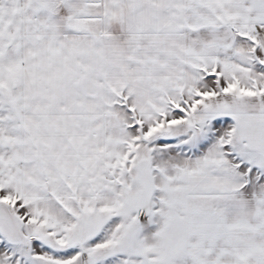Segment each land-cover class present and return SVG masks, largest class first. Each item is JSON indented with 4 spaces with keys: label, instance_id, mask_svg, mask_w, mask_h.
<instances>
[{
    "label": "snow or ice",
    "instance_id": "6c2138e0",
    "mask_svg": "<svg viewBox=\"0 0 264 264\" xmlns=\"http://www.w3.org/2000/svg\"><path fill=\"white\" fill-rule=\"evenodd\" d=\"M0 264H264V0H0Z\"/></svg>",
    "mask_w": 264,
    "mask_h": 264
}]
</instances>
